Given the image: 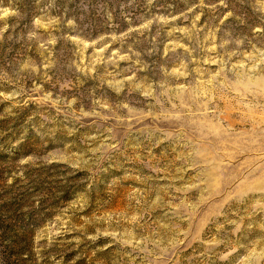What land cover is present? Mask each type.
<instances>
[{
  "label": "rangeland",
  "instance_id": "rangeland-1",
  "mask_svg": "<svg viewBox=\"0 0 264 264\" xmlns=\"http://www.w3.org/2000/svg\"><path fill=\"white\" fill-rule=\"evenodd\" d=\"M0 264H264V0H0Z\"/></svg>",
  "mask_w": 264,
  "mask_h": 264
}]
</instances>
